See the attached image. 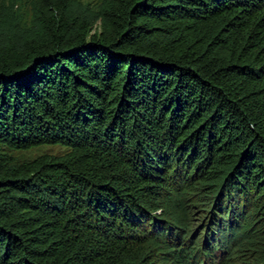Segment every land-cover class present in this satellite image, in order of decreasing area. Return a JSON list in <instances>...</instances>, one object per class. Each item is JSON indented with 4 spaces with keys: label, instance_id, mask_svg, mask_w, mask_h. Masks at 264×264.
<instances>
[{
    "label": "trees",
    "instance_id": "obj_1",
    "mask_svg": "<svg viewBox=\"0 0 264 264\" xmlns=\"http://www.w3.org/2000/svg\"><path fill=\"white\" fill-rule=\"evenodd\" d=\"M36 1L0 18V264L264 249V0Z\"/></svg>",
    "mask_w": 264,
    "mask_h": 264
},
{
    "label": "rangeland",
    "instance_id": "obj_2",
    "mask_svg": "<svg viewBox=\"0 0 264 264\" xmlns=\"http://www.w3.org/2000/svg\"><path fill=\"white\" fill-rule=\"evenodd\" d=\"M108 0H74V7L79 8L82 10H91V11H99L101 7L104 6V4ZM37 1L36 0H0V18L3 19H8V24H17L19 26L24 25V24H30V21L32 19L34 9L36 6ZM100 20L98 19L95 22V25H99ZM7 153H9L13 157L14 162H22V161H27L31 160L34 157L49 153V154H59L63 153L65 151V148L60 145H40L36 147H32L29 149H24V150H8L5 148H1ZM225 213V212H224ZM218 214L222 216V213L218 211ZM197 212H195L192 215V220L189 222L184 221L182 224L186 229L187 227L191 228L193 232L195 233V236H199L207 233L209 234V228L204 231L205 229L202 227L200 228L199 226L201 223L197 220ZM208 225V224H207ZM210 226H214L211 224ZM209 226V227H210ZM205 242V237L204 239L200 242V244H203ZM215 244V242L212 240L211 245ZM228 253V252H227ZM248 254V257L244 259L245 256H241L240 258H235L233 257L235 264H264V249L262 247L255 248V251H247L246 255ZM227 254H224L222 258L226 257ZM219 261V259L214 260L212 262H209L208 264H216ZM244 261H248V263H243ZM207 264V263H206Z\"/></svg>",
    "mask_w": 264,
    "mask_h": 264
}]
</instances>
